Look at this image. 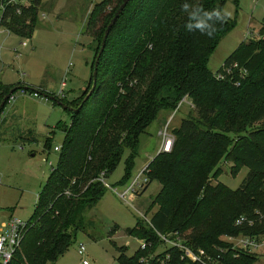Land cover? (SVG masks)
Instances as JSON below:
<instances>
[{"label":"trees","instance_id":"16d2710c","mask_svg":"<svg viewBox=\"0 0 264 264\" xmlns=\"http://www.w3.org/2000/svg\"><path fill=\"white\" fill-rule=\"evenodd\" d=\"M23 1L25 5L16 2L7 6L1 12L0 24L10 35L29 39L43 0ZM122 1L103 0L91 11L86 34L95 42V60L106 26ZM226 2L128 3L106 40L95 90L85 101L87 94L83 95L77 105L81 108L71 111V123L63 127L58 166L39 193L20 247L8 264H54L62 257L80 233H87L88 212L110 189L103 180L107 183L128 152L123 179L115 186L129 182L140 137L161 111L177 110L184 97L192 100L194 113L189 112L172 129L171 150L155 155L145 172L147 185L154 181L161 185L150 207L157 205L158 210L148 228L139 222L140 226L127 228L126 233L151 241L155 248L157 231H178L193 248L222 254L223 264L252 263L250 254L228 247L221 236L264 231V223L236 225L239 217L257 221L256 213L264 212V25L262 37L241 42L215 72L208 68L210 57L235 28V21L227 17L217 23L211 38L187 28L200 19L190 20L194 8L224 12ZM234 2L238 6V1ZM185 3L189 11L183 10ZM22 87L15 86V92ZM255 123L263 125L249 131ZM222 161L233 163L234 176L247 167L238 188H228L222 182L211 184V177L214 180L221 175ZM118 253L119 264H143L139 260L148 250L128 255L121 248ZM170 264H184L179 251L171 250Z\"/></svg>","mask_w":264,"mask_h":264},{"label":"rangeland","instance_id":"374dc122","mask_svg":"<svg viewBox=\"0 0 264 264\" xmlns=\"http://www.w3.org/2000/svg\"><path fill=\"white\" fill-rule=\"evenodd\" d=\"M101 1L43 0L34 35L29 39L8 35L0 25V102L20 84L40 89L46 95H23L19 90L0 114V232L1 224L9 217L26 223L32 218L39 193L58 166L60 152L56 149L64 140L63 127L71 123L70 109L77 108L92 86L96 50L92 37L86 34V24L91 11ZM237 1L238 6L234 0H227L224 5V12L236 26L210 57L208 68L214 72L241 42L262 37L264 0ZM1 16L0 11V19ZM191 111L194 113L192 100L184 97L177 110L158 114L147 133L140 137L135 167L125 184L128 187L138 179L139 184L131 187L134 193L123 199L111 189L106 190L87 214L90 223L87 233H80L77 241L54 264H83L82 256L77 253L80 244L86 248L85 259L89 264H119L121 248L126 249L128 255L139 249L142 238L128 235L126 229L137 228L139 222L149 227L148 221L158 210L157 205L150 208L151 203L161 188L157 181L147 185L146 169L162 150L161 132L168 130L174 139L172 129ZM259 125L253 124L249 131ZM127 154L125 152L119 166L108 177L107 184L115 186L123 179ZM232 165V162L222 161L221 175L215 177L216 180L211 177V184L222 182L228 188H238L248 169L244 166L234 176ZM125 185L115 187L122 190Z\"/></svg>","mask_w":264,"mask_h":264},{"label":"built area","instance_id":"2783aa9c","mask_svg":"<svg viewBox=\"0 0 264 264\" xmlns=\"http://www.w3.org/2000/svg\"><path fill=\"white\" fill-rule=\"evenodd\" d=\"M26 3L23 0H8L0 2V11L3 12L5 8L9 5ZM1 25V24H0ZM10 35V31L5 30ZM2 33V30H0ZM1 51V47H0ZM12 99V97H11ZM168 130L161 132L162 142H161V152H168L172 148V143L174 141L173 137L168 134ZM58 150V148L56 149ZM61 149L59 148V151ZM103 180V179H102ZM104 185L110 188L113 192L117 193L119 197L123 199L130 193H134L131 187L139 184V180L136 179L128 187L125 185L124 189L119 190L117 188L112 189L109 184L104 180ZM257 221L245 217H239L236 221L237 226L254 227L255 224L264 223V212L260 211L256 213ZM257 222V223H256ZM27 223L22 220L11 217L4 225L3 230L0 232V264H8L12 259L16 250L19 249L21 240L27 229ZM158 236V245L152 246V242L147 239H140L139 251H147L148 254L141 257L140 263L149 264L152 261L158 262V264H170L171 261V250H177L180 254V260L184 264H223L222 254L211 255L206 250L202 248H193L187 243V238L179 234L178 231H172L170 233H160L156 232ZM222 239L225 243H228V247L237 249L240 252L248 253L252 256L253 261L251 264H264V231L258 233V231L252 232L251 234L240 235L237 237H223ZM150 249V250H149ZM86 248L84 244H80L78 248V254L82 256V263L89 264L85 254ZM222 252V250H221Z\"/></svg>","mask_w":264,"mask_h":264},{"label":"clouds","instance_id":"9594fccd","mask_svg":"<svg viewBox=\"0 0 264 264\" xmlns=\"http://www.w3.org/2000/svg\"><path fill=\"white\" fill-rule=\"evenodd\" d=\"M182 7L184 11H189L190 6L187 3ZM227 15L229 14L220 9L205 11L202 8L197 7L190 12V20L193 21L196 16H200V19L195 23V26H193L192 22L189 23L187 28L189 31L198 30L201 34L207 35L211 38L217 31L216 24L225 22Z\"/></svg>","mask_w":264,"mask_h":264},{"label":"water","instance_id":"95a60500","mask_svg":"<svg viewBox=\"0 0 264 264\" xmlns=\"http://www.w3.org/2000/svg\"><path fill=\"white\" fill-rule=\"evenodd\" d=\"M131 0H123L121 2V4L118 6L117 10L115 11V15L112 17V19L109 21V23L107 24L106 26V29L104 31V35L102 37V40H101V46H100V49L97 53V58L95 60V64H94V67H93V82H92V86H91V89L90 91L88 92V94L85 96V98L83 99L84 101L87 100V98L91 95V93L95 90V85H96V79H97V67H98V64H99V61H100V58H101V55L104 51V48L106 46V40L114 26V24L117 22L118 18L120 17V15L124 12L123 10L125 9V7L128 5V3L130 2ZM17 88H13L11 89V91L6 94L4 96V98L2 99V101L0 102V114H1V111L4 109L5 107V104L7 103V101H9L12 97V95L15 93ZM34 93L35 95H43V96H46L43 94V92L41 90H38V89H34ZM82 105H80L79 107H77L76 109H70L72 112H76L77 110H79L81 108Z\"/></svg>","mask_w":264,"mask_h":264},{"label":"crops","instance_id":"0c3cea01","mask_svg":"<svg viewBox=\"0 0 264 264\" xmlns=\"http://www.w3.org/2000/svg\"><path fill=\"white\" fill-rule=\"evenodd\" d=\"M51 8H52V6H51ZM43 14H45V13H43ZM17 84H20V83H17ZM21 85V84H20ZM9 86V85H8ZM10 86H12V85H10ZM14 86V85H13ZM21 86H23L22 88H21V90H20V92L21 93H23V95L24 94H30L31 92H29V90H26V88H29V87H25L24 85H21ZM30 88H32V87H30ZM40 90V89H39ZM34 96V95H33ZM14 97H16V96H13L12 98H14ZM15 99V98H14ZM8 103V102H7ZM56 130V129H55ZM64 133V132H63ZM49 138L50 137H52V136H48ZM65 137V136H64ZM28 140V139H27ZM29 140H32V139H29ZM59 148H61V147H58V152H60L59 151ZM51 164V163H50ZM51 166H52V164H51ZM41 192V191H40ZM40 196V195H39ZM9 218H11V217H9ZM8 221V220H7ZM7 221H5L4 223H2L1 225H2V227H3V225L7 222ZM2 230H3V228H2Z\"/></svg>","mask_w":264,"mask_h":264}]
</instances>
